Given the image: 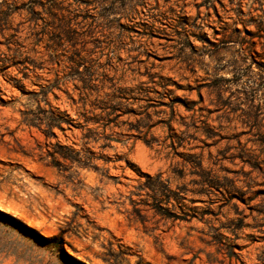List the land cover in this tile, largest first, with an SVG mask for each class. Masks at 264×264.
Wrapping results in <instances>:
<instances>
[{
	"label": "rangeland",
	"instance_id": "rangeland-1",
	"mask_svg": "<svg viewBox=\"0 0 264 264\" xmlns=\"http://www.w3.org/2000/svg\"><path fill=\"white\" fill-rule=\"evenodd\" d=\"M0 264H264V0H0Z\"/></svg>",
	"mask_w": 264,
	"mask_h": 264
},
{
	"label": "trees",
	"instance_id": "trees-1",
	"mask_svg": "<svg viewBox=\"0 0 264 264\" xmlns=\"http://www.w3.org/2000/svg\"><path fill=\"white\" fill-rule=\"evenodd\" d=\"M59 125H60V124H58L57 126L60 127ZM54 126H55V125H53V127H54ZM147 176L149 177V175H147ZM159 192L163 193V190H159ZM156 194H157V195L159 194L158 191H156ZM29 229H30V228H29Z\"/></svg>",
	"mask_w": 264,
	"mask_h": 264
}]
</instances>
